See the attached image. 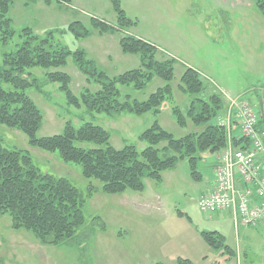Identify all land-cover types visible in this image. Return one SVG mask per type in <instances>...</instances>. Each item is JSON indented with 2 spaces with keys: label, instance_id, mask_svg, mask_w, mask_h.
<instances>
[{
  "label": "rangeland",
  "instance_id": "rangeland-1",
  "mask_svg": "<svg viewBox=\"0 0 264 264\" xmlns=\"http://www.w3.org/2000/svg\"><path fill=\"white\" fill-rule=\"evenodd\" d=\"M119 1L132 21L127 30L120 32L154 44L159 60L175 59L172 98L163 101L158 114L94 113L68 106L58 86L44 80L45 71L33 67L29 69L33 85L26 92L43 114L39 137L60 133L67 121L75 126L90 122L108 130L114 147L133 144L141 150L146 143L137 137L155 120L177 138L198 131L190 121L179 126L171 110L175 102L184 111L195 96L177 89L185 67L195 69L205 87L221 96L240 97L249 104L264 97V16L254 0ZM8 16L15 35L6 44L0 43V60L4 52L16 48L21 30L29 27L39 35L52 32L60 45L84 49L109 76L141 65L136 55L121 51L120 32H100L92 25L91 17L116 24L109 0H69L66 4L58 0H14ZM77 21L90 31L87 37L77 38L75 32H81V28H67ZM59 70L71 76L70 88L77 96L84 87H97L87 83L72 56ZM162 84L154 77L140 90L120 88L143 100ZM0 143L9 149L27 150L39 171L66 177L82 193L84 223L71 239L53 245L57 264H264V220L257 227L235 224L229 211L202 212L198 208L197 199L213 176L214 153L203 154L195 175L187 158H183L164 171L161 180L145 179L142 191L105 193L100 180L82 174L80 164L62 160L57 151L31 145L18 129L0 124ZM210 231L218 232L220 237L216 239L225 246L207 245L202 232ZM42 246L52 247L40 243L31 230L13 229L10 216L0 214V264H47V257L44 262L40 257L36 260ZM230 250L235 255L227 259Z\"/></svg>",
  "mask_w": 264,
  "mask_h": 264
},
{
  "label": "trees",
  "instance_id": "trees-1",
  "mask_svg": "<svg viewBox=\"0 0 264 264\" xmlns=\"http://www.w3.org/2000/svg\"><path fill=\"white\" fill-rule=\"evenodd\" d=\"M13 1L0 0L2 44L15 35L8 16ZM50 1L45 0L46 3ZM109 2L116 13V24L109 25L91 18L93 27L100 32L119 33L127 30L132 21L120 8V1ZM254 4L264 16V0H254ZM74 27L82 29L75 32L77 38L87 37L90 33L81 22H74L67 28ZM19 37L21 40L16 48L4 52L0 60V124L23 132L33 146L44 151H57L62 160L80 164L85 177L101 181L103 192L121 193L126 189L142 191L145 179L161 180L162 173L183 158H187L195 175L197 162L204 158V153L215 154L225 147L226 130L214 121L225 108L223 97L215 90L209 91L200 74L191 67L184 68L177 89L195 96L184 111L173 101L171 110L179 126L183 127L190 121L200 129L198 131L177 138L155 120L137 137L146 143L141 150L133 144L114 147L108 130L90 122L75 126L67 121L60 133L39 137L37 132L43 114L26 92L34 80L29 69L42 68L45 71L44 80L58 86L68 106L84 107L88 111L108 115L123 111L137 115L148 112L158 114L163 101L172 98L175 59L166 57L159 60L154 44L120 32L118 43L121 51L136 55L141 65L109 76L87 56L84 49L73 50L58 44L52 32L39 35L26 27ZM69 56H72L74 65L85 76L87 83L96 85V88L84 87L79 96L72 92L71 76L59 70L66 65ZM154 77L160 78L163 84L143 100L134 98L120 88L128 86L133 91L140 90ZM163 142L165 144L160 145ZM79 143L94 146L84 147ZM238 143L235 141L236 146ZM82 206V193L66 177L39 171L27 150L9 149L0 143V214L10 216L13 229L31 230L40 243L58 245L71 239L84 223ZM202 235L207 245L214 248L225 246L220 239H216L220 237L216 231L202 232ZM228 254L227 259L235 255L231 250ZM178 263L192 264L186 261ZM153 264L164 263L157 261Z\"/></svg>",
  "mask_w": 264,
  "mask_h": 264
},
{
  "label": "built area",
  "instance_id": "built-area-1",
  "mask_svg": "<svg viewBox=\"0 0 264 264\" xmlns=\"http://www.w3.org/2000/svg\"><path fill=\"white\" fill-rule=\"evenodd\" d=\"M236 104L230 99L229 109ZM234 120L240 136L250 140V148L233 150L228 144L214 169L211 189L200 195L197 204L203 212L231 210L235 224L256 225L264 218V107L239 106ZM229 121V112L218 118L221 125Z\"/></svg>",
  "mask_w": 264,
  "mask_h": 264
},
{
  "label": "crops",
  "instance_id": "crops-1",
  "mask_svg": "<svg viewBox=\"0 0 264 264\" xmlns=\"http://www.w3.org/2000/svg\"><path fill=\"white\" fill-rule=\"evenodd\" d=\"M262 100H264V97L259 96L256 100L253 101V103L255 104H262L264 103ZM260 101H262L260 103ZM235 132H238L237 129H235ZM217 212V211H216ZM224 212V211H223ZM52 247H50L49 249H47L46 247L42 246L41 248H43V250H38V255H36L37 257V261H39V257L42 259L41 262H44L43 260H46L45 257H47V264H57L59 262V259L56 258V256L53 254V252L56 250V247H53V245H51ZM57 246V245H55ZM63 264H69V263H63Z\"/></svg>",
  "mask_w": 264,
  "mask_h": 264
}]
</instances>
